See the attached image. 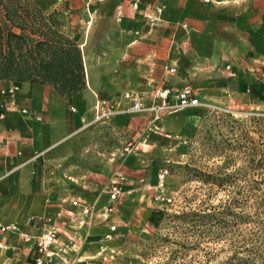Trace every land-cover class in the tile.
Returning <instances> with one entry per match:
<instances>
[{
  "label": "rangeland",
  "instance_id": "obj_1",
  "mask_svg": "<svg viewBox=\"0 0 264 264\" xmlns=\"http://www.w3.org/2000/svg\"><path fill=\"white\" fill-rule=\"evenodd\" d=\"M36 1L0 17L18 32H52L54 50L17 48L7 35L4 53L24 55L28 72L65 73L79 46L84 87L67 96L50 82L0 78L20 83L32 110L0 120V220L33 236L8 235L0 264H264V57L171 72L154 35L163 0ZM139 40L154 43L150 55ZM185 86L198 105H177ZM128 93L147 108L130 111ZM120 172L131 191L108 211ZM73 197L96 206L89 224ZM48 215L61 245L52 259L36 243Z\"/></svg>",
  "mask_w": 264,
  "mask_h": 264
},
{
  "label": "crops",
  "instance_id": "obj_2",
  "mask_svg": "<svg viewBox=\"0 0 264 264\" xmlns=\"http://www.w3.org/2000/svg\"><path fill=\"white\" fill-rule=\"evenodd\" d=\"M163 1L166 5L163 22L155 27L154 35L168 48L167 67H176L182 74L197 70L196 74L207 75L221 65H233L237 70L242 61L264 57L263 2L254 5L252 0ZM139 43L146 46L147 55L154 50L152 41L139 40ZM201 68L211 72H202ZM130 191L124 186L123 195ZM108 201L110 203L109 190ZM60 247L59 243L52 246L55 254L50 256L51 259L60 254Z\"/></svg>",
  "mask_w": 264,
  "mask_h": 264
},
{
  "label": "built area",
  "instance_id": "obj_3",
  "mask_svg": "<svg viewBox=\"0 0 264 264\" xmlns=\"http://www.w3.org/2000/svg\"><path fill=\"white\" fill-rule=\"evenodd\" d=\"M209 1V0H207ZM169 71L174 72L176 70L175 67H167ZM22 86L18 82H8L7 84L0 87V120H7L11 117L15 116H28L32 112L29 106L24 105L21 102V94H22ZM128 96L130 94L128 93ZM166 96V95H164ZM131 102L129 106L130 111H141L147 108L146 102L139 95L130 96ZM199 104V99L193 93V89L190 86H185L178 94H177V105L180 107H189L196 106ZM75 110V107H72ZM107 112L105 111V107L101 101H97L96 104V117L101 118ZM38 118L41 116L37 115ZM159 117V115H158ZM118 180H113L110 188V203L107 207L108 211H113L116 208L117 202L121 199L124 186L122 180L125 179V175L120 172L118 173ZM168 174V169H164L159 173V182L158 187L165 188L166 176ZM158 197H162L164 200L168 202L172 201V197L166 195H159ZM71 202L75 206H79L82 209V216L79 218L81 224H89L90 217L95 211V207L87 202L82 201L79 198L73 197ZM47 222L50 223V226L43 232L41 235L37 237L36 243L41 252L52 256L55 254V251L52 249V246L56 244L57 236L59 234V228L56 227L55 224H52L53 217L48 215L46 216ZM112 228H115L113 226ZM10 234H18L21 235L25 242L30 241L33 236L28 232L20 231V227L15 222H2L0 221V250L9 249L11 245L7 241V237ZM39 263H43V259H39Z\"/></svg>",
  "mask_w": 264,
  "mask_h": 264
},
{
  "label": "trees",
  "instance_id": "obj_4",
  "mask_svg": "<svg viewBox=\"0 0 264 264\" xmlns=\"http://www.w3.org/2000/svg\"><path fill=\"white\" fill-rule=\"evenodd\" d=\"M37 3L36 0H0V13L10 7H23ZM20 32L8 28V25L2 21L0 17V78H15L20 81L30 82H50L58 91L67 96H72L83 89L84 87V73H83V55L82 51L77 46L75 48V55L73 58L72 69L65 73L48 70L46 73L28 72L26 69L31 67L28 60L22 54H6L4 53L7 43V35L13 37L11 39L13 45L17 48L34 45L46 46L48 49L54 50L55 43L53 41V33L37 29L36 31H29L23 25H18ZM56 59L53 58L48 65L55 64Z\"/></svg>",
  "mask_w": 264,
  "mask_h": 264
}]
</instances>
